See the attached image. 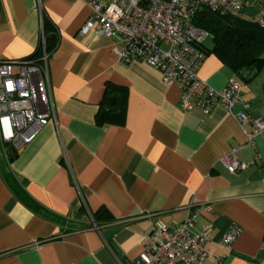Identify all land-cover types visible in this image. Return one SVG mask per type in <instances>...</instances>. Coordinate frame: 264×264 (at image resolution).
<instances>
[{
    "label": "crops",
    "instance_id": "obj_1",
    "mask_svg": "<svg viewBox=\"0 0 264 264\" xmlns=\"http://www.w3.org/2000/svg\"><path fill=\"white\" fill-rule=\"evenodd\" d=\"M87 1L0 0V59L29 56L44 19L58 35L47 60L55 115L12 159L0 155V264H138L154 218L173 225L189 212L194 231L210 225L205 246L220 264H264V128L248 138L251 121L237 118L264 123V64L244 80L206 52L198 75L216 89L235 77L241 101L184 109L157 68L121 63L110 37L79 34ZM241 1L244 18L264 11V0ZM106 82L125 89L120 123L95 120ZM231 149L246 168L228 171L220 158Z\"/></svg>",
    "mask_w": 264,
    "mask_h": 264
},
{
    "label": "built area",
    "instance_id": "obj_2",
    "mask_svg": "<svg viewBox=\"0 0 264 264\" xmlns=\"http://www.w3.org/2000/svg\"><path fill=\"white\" fill-rule=\"evenodd\" d=\"M89 16L79 34L90 30L110 37L112 50L119 62L136 59L154 66L163 82L175 84L184 109L193 106L209 112L216 104L231 111L241 101V83L231 76L223 89H216L200 77L197 68L206 50L203 40L208 32L194 24L198 9L205 7L220 14L241 15V0H88ZM264 26V11L257 19ZM42 53L32 57L0 59V155H8L10 147L18 148L30 141L40 126L55 111L50 89L48 53L42 33ZM241 123L251 121L252 138L264 128L259 118L239 111ZM228 171L244 169L248 161L239 159L234 149L221 156ZM194 212L173 224L154 218L138 252V264H220V257L211 255L205 246L210 225L199 231L192 229ZM239 232L232 225L222 234L230 244Z\"/></svg>",
    "mask_w": 264,
    "mask_h": 264
},
{
    "label": "trees",
    "instance_id": "obj_3",
    "mask_svg": "<svg viewBox=\"0 0 264 264\" xmlns=\"http://www.w3.org/2000/svg\"><path fill=\"white\" fill-rule=\"evenodd\" d=\"M192 22L205 29L211 36L212 46L205 48L206 52L214 51L219 57L242 79L248 80L258 72L264 64V26L258 20L247 19L229 13L220 14L205 7L198 9ZM45 50L48 55L57 44V31L53 24L46 19L43 21ZM42 45L27 57L37 61L42 53ZM26 58V57H23ZM245 70L250 72L242 76ZM125 112V89L122 86L106 82L99 107L95 115L98 123H120ZM18 148H14L17 152ZM11 150L9 156H12ZM41 214L49 216L46 209L40 210ZM95 220L96 217H94Z\"/></svg>",
    "mask_w": 264,
    "mask_h": 264
},
{
    "label": "water",
    "instance_id": "obj_4",
    "mask_svg": "<svg viewBox=\"0 0 264 264\" xmlns=\"http://www.w3.org/2000/svg\"><path fill=\"white\" fill-rule=\"evenodd\" d=\"M249 72V70H245L243 73V76H245L247 73ZM11 152L13 153L12 156L10 157V159H12L14 156L17 155V152L14 151V147H10Z\"/></svg>",
    "mask_w": 264,
    "mask_h": 264
},
{
    "label": "rangeland",
    "instance_id": "obj_5",
    "mask_svg": "<svg viewBox=\"0 0 264 264\" xmlns=\"http://www.w3.org/2000/svg\"><path fill=\"white\" fill-rule=\"evenodd\" d=\"M206 37H207V35H206ZM0 159H1V157H0Z\"/></svg>",
    "mask_w": 264,
    "mask_h": 264
}]
</instances>
